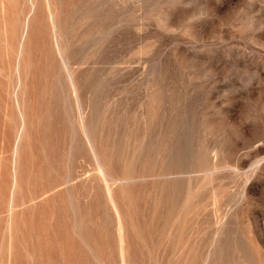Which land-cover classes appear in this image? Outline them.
<instances>
[{"label": "rangeland", "instance_id": "rangeland-1", "mask_svg": "<svg viewBox=\"0 0 264 264\" xmlns=\"http://www.w3.org/2000/svg\"><path fill=\"white\" fill-rule=\"evenodd\" d=\"M0 264H264V0H0Z\"/></svg>", "mask_w": 264, "mask_h": 264}]
</instances>
